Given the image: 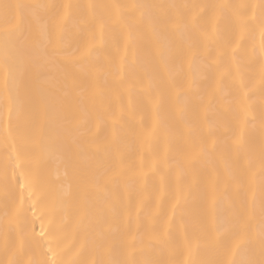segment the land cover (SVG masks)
Here are the masks:
<instances>
[{"label":"snow or ice","instance_id":"snow-or-ice-1","mask_svg":"<svg viewBox=\"0 0 264 264\" xmlns=\"http://www.w3.org/2000/svg\"><path fill=\"white\" fill-rule=\"evenodd\" d=\"M0 73L15 116L0 132V264H48L34 254L54 246L51 264H264V0H0ZM137 112L150 129L135 131ZM134 226L176 258L138 261Z\"/></svg>","mask_w":264,"mask_h":264},{"label":"bare ground","instance_id":"bare-ground-1","mask_svg":"<svg viewBox=\"0 0 264 264\" xmlns=\"http://www.w3.org/2000/svg\"><path fill=\"white\" fill-rule=\"evenodd\" d=\"M9 3H19V4H50V3H56V4H97V5H104V4H113V3H127V4H134V3H139V4H146V5H160V4H185V3H201V4H212V3H224V2H232V3H254L258 4L259 0H7ZM158 11V10H157ZM259 39V36L257 34V40ZM118 68V74L116 76H109V80L118 83V80L120 77L123 75L124 71L128 70L127 66H125L124 69H119V65H117ZM150 67L146 64H140L137 65L134 69H131V71H134L138 76H144V74L148 71H150ZM2 79H3V74L0 73V132L5 127H11L15 123V116L14 114H11L8 110L6 99L3 94V85H2ZM19 90L21 94L24 93V91L29 87V83L26 80H22L19 82ZM262 102V96L259 92V84H256V95L253 96L252 98V105L254 108L259 109L260 104ZM53 103H56L55 98H53ZM124 104L125 105H135V95H129L127 92L124 93ZM144 121L143 127H141V121ZM135 123L137 125V128L135 129L136 132H141V131H146L151 128V117L150 116H145L143 113L137 112L135 116ZM58 132V128L55 124H53L49 129H48V135L52 137L53 139L56 137ZM133 137L129 134L128 135V142L123 144L122 150L124 151H133L137 152L136 159L137 161L139 160V153H138V144L133 143ZM4 155H5V146L3 142V136L0 134V170H2L3 167V160H4ZM85 165L87 164V161H83ZM54 170H55V165L51 164L49 166V171L53 173L54 175ZM60 175H63V169L60 170ZM15 183V182H14ZM65 187H67L65 185ZM19 194V188L17 186V195ZM53 195L55 196L56 193L54 192ZM27 198V195H26ZM4 199V191L2 184H0V202H2ZM35 199V197H33ZM31 203V201H29ZM222 210L227 213L230 211V209L227 207V205H224L222 207ZM0 215H3V209L0 207ZM31 215V213H30ZM37 215H39V207L37 208ZM63 214H60L57 216V220L62 219ZM45 229L49 228L50 225L48 221L46 220L44 222ZM36 230L37 233L40 232V221L37 220L36 223ZM132 236H138L135 226L133 227V230L130 234L129 237V244L132 249V254L135 256V258L138 261H146V260H154V259H159L163 261H169L171 259H174V255L168 251V250H160L159 248H150L149 247V241L145 240H140L139 238L137 239H132ZM3 242V236L0 234V245H2ZM71 243V238L65 241V244L70 245ZM154 243V242H153ZM47 252V248L44 249H37L34 254V258L37 260H45L48 262V264H51L53 260H59L60 254L55 250L54 246V252L53 253H48L47 256L44 255V253ZM179 258H183V256H179ZM210 258V257H209ZM235 259L239 260H247L249 258H253L252 253L250 251H244L239 253L237 257H234ZM256 259L259 258L258 253L254 257Z\"/></svg>","mask_w":264,"mask_h":264}]
</instances>
